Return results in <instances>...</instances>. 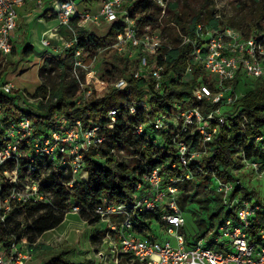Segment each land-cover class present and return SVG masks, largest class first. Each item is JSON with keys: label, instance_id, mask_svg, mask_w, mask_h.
<instances>
[{"label": "built area", "instance_id": "obj_1", "mask_svg": "<svg viewBox=\"0 0 264 264\" xmlns=\"http://www.w3.org/2000/svg\"><path fill=\"white\" fill-rule=\"evenodd\" d=\"M80 1L85 3L82 11L78 9V0H54L52 4H47L46 0H0V222L6 228L19 219L14 214L20 205L50 202L51 192L41 186L45 181V171L36 173L40 159L58 160L64 172L71 174V180L67 184L72 187L76 182L88 178L89 172L83 163L84 153L98 147L105 139L98 132L99 125L83 129L80 119L72 120L63 111L55 112L53 120L56 122L53 121L55 124L51 132L36 134L34 119L26 112L19 111V107L26 106L27 100L31 103L43 101L46 104L49 98L30 96V91L17 88L4 73L7 64L12 62L14 49L16 54L19 51L15 46V37L19 26L20 7L32 4L44 13L51 10L49 15H55L58 24L46 31L43 45L60 48L62 58L72 48V69L79 79L82 69L90 70L95 76L100 71L95 68L98 55L88 61L89 52L80 46L75 47L78 41L77 26L72 20L77 15H82L83 18L78 24L83 26L89 20L96 23L100 19L107 23L122 22L124 30L117 34V40L112 47L120 55H140L139 67L134 76L146 79L153 77L159 89L170 78L164 74L165 67L157 61V56L163 54L160 47L165 46L169 50L172 45L159 29L145 28L144 33H139L137 20L131 15L129 8L135 0H99L96 14L89 12L91 0ZM158 2L165 12L164 0ZM62 27H67L68 36L61 32ZM197 29L198 35L204 41L201 44L194 41L193 51L190 53L193 62L188 65L183 80L194 76L193 64L200 65L206 75L201 74L198 77L200 83L196 96L218 103V106L204 111L197 105L176 103L177 110L172 114L161 112L153 119L154 128L158 132V144L164 141L163 132L178 131L173 135L176 161L168 163L171 167L166 163L147 170L137 183V196L132 201L105 202L96 208L95 212L101 216V221L108 224L106 237L120 239L119 248H111L114 264H121L123 259L127 263L132 261L137 264H264V228L255 229L256 216L262 206L252 199H232L230 193L236 184L233 181L217 178V192L227 206L235 210L236 215L224 220L220 226V234L214 241L209 239L206 243L205 237L190 239L184 232L186 219L179 204L178 183L193 178L190 165L208 153L209 143L220 134L223 126L238 122L240 131L244 132L248 121L246 113L235 110L228 114L224 113V108L233 107L245 94L246 87H251L255 79L264 77V27L249 37H245L241 30L225 24L205 29L199 23ZM188 41H191L190 36L183 35V43ZM209 75L213 77L205 82L204 77ZM114 85L124 88L127 80L120 77L115 80ZM90 92L88 90L87 95ZM17 93L21 97L10 105L7 97ZM149 96L150 94H145L139 99H133L130 95L123 107L134 115L140 108H149ZM81 101L80 99L79 102ZM123 107L110 109V127L114 126L113 122ZM144 126H136L134 133L143 134ZM196 132L199 133L203 146L201 150L191 149L189 143L192 142L185 136H193ZM113 152L119 160L126 162L120 154L128 151L114 149ZM97 156L101 158L100 153ZM254 166L258 168L257 163ZM179 167L183 169L182 172H174ZM80 210L78 205L71 208V212L75 213ZM146 211L161 213V226L173 237L175 244L170 238L164 241L157 239L151 230L145 235L137 233L134 217ZM5 233L10 245L0 243V264H26V260L33 257L31 248L35 242L31 243L25 236L18 237L15 230ZM220 236L224 240L219 241ZM107 257L103 251L99 253L101 263L106 262Z\"/></svg>", "mask_w": 264, "mask_h": 264}, {"label": "trees", "instance_id": "obj_2", "mask_svg": "<svg viewBox=\"0 0 264 264\" xmlns=\"http://www.w3.org/2000/svg\"><path fill=\"white\" fill-rule=\"evenodd\" d=\"M253 2L260 4L258 0H253ZM127 6L125 5V7ZM129 8L131 15L137 20L140 34L144 33L147 26L159 28L167 42L172 45L169 50L165 46L160 47L163 54L157 56V61L165 67L164 74L170 77L168 82L159 89L156 87V80L153 77L146 79L134 76V72L139 67L140 55L137 53L134 57H127L118 54L116 49L112 47V44L117 40V34L124 30L122 22L109 23L105 33L98 34L78 24L83 18L82 15L73 18L72 22L77 26L76 36L78 40L75 47L80 46L89 52L88 61L97 55L99 50H114L116 53L112 55L111 60H105V71L102 78L109 80V78L115 77L116 80L125 77L127 85L124 88H117L112 85L102 96L90 98L86 92L81 91L80 84L77 82L78 79L66 82L64 69L67 66L72 67L70 57L72 48L68 49V55L65 58L51 56L39 68V76L42 82L34 92L28 93L32 97L46 98L49 96L47 103L45 104L43 101L31 103L27 100L26 106L18 108L20 112H26L34 119L35 133H47V128H52L55 124L49 119H53L56 111H63L72 120L80 119L84 128L95 124L99 125L98 132L105 139L98 147H93L92 150L84 153L83 163L89 172L88 178L76 182L72 187L67 184L71 180V174L64 172L58 160L49 158L39 160L36 173L45 171V181L41 186L51 192L50 202L20 205L14 215L23 214L24 219L19 216L16 223L7 228L0 222V243L3 242L5 246L10 245L9 239L5 238L7 234L5 231L15 230L18 237L25 236L28 241L34 243L44 232L59 226L73 205L80 206L79 213L82 218L94 224L101 221V216L95 212L98 206L105 202L120 203L135 199L137 183L147 170L166 163L169 166V162L176 161L173 135L178 131L163 132L164 141L162 144H158V132L154 128L153 119L161 112L172 114L177 110L176 103L197 105L204 111L218 106V103H212L205 98L199 99L196 96V89L200 83L198 77L201 74L206 75L200 65L193 64L194 76L189 80H183L188 65L193 62L190 53L193 51L194 41H198L199 44L204 41L198 35V24L202 23L205 29L223 24L233 26L241 30L245 37L253 35L262 28L257 23L255 27L250 25L248 30H243L235 23H227L222 17L212 14L211 11L206 17L201 12H196L190 16L180 11L178 1L167 2V13L161 22H159V17L162 7L158 0H135L133 6L129 5ZM50 11L48 10L46 13ZM260 18L264 19V7L261 10ZM162 23H164L163 26ZM66 28L62 27L61 32L68 36L69 33L67 34L68 31H65ZM183 35H189L191 41L183 43ZM23 52L29 55L32 53L31 47L26 46ZM55 70H59L60 81L58 83L55 82L52 74ZM204 81L207 82L205 77ZM57 85L61 88L56 92L53 86ZM234 85L236 86V84ZM59 91H63V93ZM145 94H150L148 109L140 108L136 114L131 115L123 107L130 95L133 99H139ZM18 97H21L18 93L7 97L9 104H14ZM55 97L57 99L53 102ZM80 99L81 102H79ZM116 106L123 108L113 122L114 126L110 127L109 124L112 123V119L109 116V111ZM235 110L247 115V127L244 132L240 131L238 122L223 126L220 134L209 143L208 153L203 155L200 160H194L190 169L193 173L192 179L201 177L205 181L215 180L217 182L218 178L236 183L234 190L230 193L232 199L235 197L251 199L256 192L241 186L238 179L234 178L233 172L242 166L243 163L241 164L240 161L257 163L258 168L256 169L259 172L261 169L264 170V77L255 79L251 87H246L245 94L235 102L233 107H225L224 113L231 114ZM140 124L145 125V131L143 134L137 135L134 130ZM185 136H188V140L192 142L189 143L191 149H203L199 133L196 132L193 136L185 134ZM114 149L116 151L126 150L134 154L132 163L119 160L116 153L113 152ZM99 153L101 158L97 156ZM182 170L179 167L174 172H182ZM192 179H184L178 183L180 192L186 188ZM220 202L223 206H227L222 196ZM256 203L262 206L261 202ZM179 204L184 210L185 203L181 199H179ZM227 207L229 208V206ZM263 208L259 210L256 216L255 229L264 228ZM217 214L215 213L214 216ZM160 215V212L154 211H146L136 215L134 219L137 233L147 234L152 229L153 222H158L161 225ZM235 215V210L229 208L226 210L224 218L219 220L217 224L200 220V226L194 239L207 237V233L215 227V233L211 238L212 240L210 239L213 242L214 236L220 234V226L224 220ZM27 226L31 230L30 235L25 234ZM106 234V231L93 234L91 236L92 243L102 242ZM123 261L127 262L125 259ZM129 263L137 264L132 261ZM44 264H94V262L87 259L84 262L76 263L63 254H58L46 260Z\"/></svg>", "mask_w": 264, "mask_h": 264}, {"label": "rangeland", "instance_id": "obj_3", "mask_svg": "<svg viewBox=\"0 0 264 264\" xmlns=\"http://www.w3.org/2000/svg\"><path fill=\"white\" fill-rule=\"evenodd\" d=\"M98 1L99 0L90 1V13L96 14L98 12ZM169 1H178L180 3V11L190 16H193L196 12H201V14L206 17L209 11H211L214 15H220V17L227 21V23H235L243 30H248L250 25L255 27L257 23H259L261 27H264V19L260 18L261 10L264 7V0H258L260 4L253 2V0H164L166 4ZM83 6L84 4L80 7L83 8ZM161 7L162 12L159 17V22H161V20L163 21V17L166 15L165 13H167L166 11L163 12L162 5ZM29 11L31 14L27 15V17H22V20L19 16V24L21 23V35L19 36V41L15 45L19 51L17 54L14 52L15 54L11 56L12 62L7 64L4 73L8 76V80L14 83L17 88L34 92L42 82V79L39 76V68L43 66L46 59L49 58L48 55L61 57L60 52H62V50L60 48H54L53 46H45L42 42L45 37L44 31H47L49 28H53L55 21L51 18L54 17L45 16L43 17L44 19L38 22L37 14H42L41 9L30 8L26 11V13ZM108 24H106L103 19H100L98 23L89 20L85 22L84 27L95 31L98 34H104L106 28L109 27ZM163 25L164 23H162V26ZM146 28L155 29L151 26H147ZM65 31H68L67 28ZM206 38H208V36ZM26 46L31 47L32 53L29 55H26L23 52ZM46 52L51 54H46ZM115 53L116 52L114 50L108 51L102 49L98 51L97 63H95V68L100 71L98 76L93 75L90 70L82 69L79 79L74 73L72 67H65V81L70 82L78 79L77 82L80 84L79 86L82 92H87L88 90L91 91L88 95L90 98L102 96L112 85H114L115 77H111L109 80H104L102 76L100 77L99 75H103L104 73L105 60H111L112 55ZM52 74L55 82L58 83L60 81L59 70H55ZM214 76L216 75L214 74ZM212 77L213 76L210 75L205 76L206 79H211ZM66 85L68 84L66 83ZM53 88H55L54 90L57 92L61 87H58L57 85L53 86ZM59 92L63 93V91ZM240 92L241 89L239 88L238 93L240 94ZM56 99L57 97L53 99V102ZM49 120L52 121V123L53 121L56 122V120L53 119ZM47 130L51 132L52 128L49 127ZM81 135H83V133ZM85 135L84 137L86 138L89 134ZM84 141L85 140H83V142ZM160 141H162V139H160ZM120 155L127 163H132L134 156L131 155L130 152H124ZM240 162L243 164L238 169L234 170V178L238 179L240 185L246 187L249 191H255L256 194L251 197L252 201H259L262 203V207H264V170L261 169L259 172L255 168L254 163ZM179 197L183 203H185L184 216L186 224L184 232L190 239H194L200 226V220H205L208 223L214 222L217 224L219 220L224 218L226 210L229 209L227 206H223L220 202L221 195L216 192L215 180L205 181L201 177L194 178L187 184L186 188L180 192ZM215 213L218 214L214 216ZM17 216V218H19V216L23 217L22 219L25 218L23 214H18ZM82 219L83 218L80 213L71 212L70 208L66 213L65 220L60 224V226H57L56 230L52 232L56 234L58 231L66 229L67 231L64 234V244L62 242H53L54 246L52 245L53 247L49 250L43 251V249H38V252H36L35 255L33 254L31 259L26 260V264H44L46 260L60 253L65 254V256L76 263L84 262L87 260L88 256H91L90 258L96 259L93 260L94 264H114L111 248H119L120 239L117 238L114 240L113 237L105 236L102 242L91 244V236L93 234L106 231L108 229V224L105 221H97L94 224H91V222H88L87 220L83 222ZM115 220H117V218ZM214 228L211 229L212 231L210 230L207 233L208 236L204 238V242L207 243L209 239L213 237L215 233ZM151 230V233L154 234L157 239L164 241L170 238L175 244L173 237L165 232L158 222H153ZM25 234H31V230L28 226ZM213 239H215V236ZM221 240H224L223 236H220L219 241ZM102 251L105 256L108 257L106 262L101 263L99 253ZM96 254L98 258H96ZM121 264L131 263L122 261Z\"/></svg>", "mask_w": 264, "mask_h": 264}, {"label": "crops", "instance_id": "obj_4", "mask_svg": "<svg viewBox=\"0 0 264 264\" xmlns=\"http://www.w3.org/2000/svg\"><path fill=\"white\" fill-rule=\"evenodd\" d=\"M54 2V0H46V3L47 4H52ZM82 4H84V2L83 1H79V3H78V9L79 10H84L85 9V5L83 6V8H81L80 6L82 5ZM30 8H38V7H35V5H32V4H30V5H26V6H23V7H20L19 8V15H20V19L22 18V17H27V15H30L31 14V12L29 11V12H27L26 13V11L28 10V9H30ZM41 12H42V14H37V20H38V22L39 21H41L42 19H44L43 17H45V16H48V17H51L50 15H49V12L48 13H44V11L43 10H41ZM51 19H53L55 22H54V25H53V28L54 27H56L57 26V24H58V20H57V18L54 16V18H51ZM22 20V19H21ZM48 21V20H47ZM106 24H108L107 22H105ZM20 26H21V23L19 24V26H18V31H17V35H16V37H15V41H16V43L15 44H17V42L19 41V36L21 35V30H20ZM53 28H49L47 31H49V30H51V29H53ZM44 33H46V30L44 31ZM65 220V219H64ZM83 220V222H85V220L84 219H82ZM60 226V225H59ZM57 229V227H55V228H53V229H50V230H47L46 232H44L39 238H38V240L35 242V245L31 248L32 249V252H33V254L35 255V253L36 252H38V249H43V251H46V250H49L50 248H52L53 246H54V243L53 242H62L63 244H64V242H65V236H64V234L66 233V229H64V230H60V231H58L56 234L55 233H52L54 230H56ZM91 244H92V241H91ZM53 245V246H52ZM93 246V245H92ZM64 253H67V252H64ZM60 254H63V253H60ZM64 256H65V254H63ZM67 255V254H66ZM67 257V256H66ZM91 256H88V258L87 259H89ZM96 258H98L97 257V254H96ZM92 261L93 260H96V259H92V258H90ZM94 262V261H93Z\"/></svg>", "mask_w": 264, "mask_h": 264}]
</instances>
